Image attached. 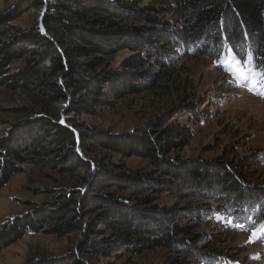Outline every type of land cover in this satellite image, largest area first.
Returning a JSON list of instances; mask_svg holds the SVG:
<instances>
[{"label":"trees","instance_id":"obj_1","mask_svg":"<svg viewBox=\"0 0 264 264\" xmlns=\"http://www.w3.org/2000/svg\"><path fill=\"white\" fill-rule=\"evenodd\" d=\"M8 1L15 2L0 16V88L39 91L50 103L65 102L62 115L79 117L91 111L92 105L112 107L127 96L139 93L150 82L149 77L154 82L189 56H204L218 68L233 71L235 76L251 73L261 80L260 74L264 73V0H177L176 4L149 10L165 18L172 15V20L141 10L125 11L117 2L102 0ZM32 9L41 11L39 25L33 30L16 26L15 21ZM95 14L96 17L88 20ZM74 20L87 23L77 25ZM120 21L137 24L123 27L118 24ZM121 51L131 55L124 63L125 68L108 67V60ZM86 58V62L81 61ZM19 61H25L24 66L14 67ZM100 67L107 70L97 73ZM148 67L151 72L145 70ZM43 76L51 77L52 81H44ZM78 97H88L92 103ZM184 111H187L184 115H197L191 107ZM62 115H37L0 139V193L14 175L23 171L22 166L30 156L47 158L46 165H52L61 174L86 171L91 175L90 192L88 189L69 191L65 195L69 205L102 209L106 229L115 241L129 244L132 252L161 246L185 247L195 257V263L202 264L228 260L216 250L197 256L190 250L191 240H177L184 233L182 227L173 228L168 213L161 215L163 212L159 209L147 206L152 200L133 202L113 194L90 193L109 187L134 193L145 189L155 193L166 191L181 199L194 197L208 201L209 204L201 206H186L188 215L195 212L199 222L207 217L215 219L216 212L224 216L228 214L227 208L232 210L228 218L230 225L239 214L245 219L247 215L251 217V230L264 221V186L250 184L243 174L251 166L250 162L231 169L169 160L173 150L192 140L193 131L187 126L174 122L163 130L145 128L132 134L113 135L108 131L90 132L69 118L59 120ZM99 150L123 159L146 160L166 180L146 181L129 172L113 174L103 165L95 168L86 160V154ZM66 210L37 211L8 219L0 228V252L29 234L43 233L44 224L52 219L63 220ZM243 218L233 226L241 225ZM80 230H83L80 225L66 223L54 233ZM86 232L90 233L91 229L86 228ZM131 239L134 240L128 242ZM93 254L108 255L100 244L88 240L60 260L36 262L92 264L86 257Z\"/></svg>","mask_w":264,"mask_h":264},{"label":"rangeland","instance_id":"obj_2","mask_svg":"<svg viewBox=\"0 0 264 264\" xmlns=\"http://www.w3.org/2000/svg\"><path fill=\"white\" fill-rule=\"evenodd\" d=\"M117 2L125 11L136 13L138 10L148 13L152 8L160 9L176 4L177 0H102ZM15 1L0 0V16L6 14ZM150 10V11H149ZM154 17L164 19L158 12H150ZM41 11L32 9L15 21V25L25 30H33L39 25ZM95 15L88 17L92 20ZM172 20L173 16H166ZM77 25L87 22L73 21ZM123 27H131L135 22H119ZM128 51H121L108 60V67L124 69L125 61L130 57ZM86 59L81 61L86 62ZM19 61L14 67L24 66ZM107 70L100 67L97 73ZM145 70L151 72L148 67ZM153 73V72H152ZM51 82V77H42ZM150 81L140 92L127 96L114 103L112 107H96L79 117L62 115L66 109L65 102L50 103L39 91H11L0 88V139L24 125L23 122L37 115H59L60 119H71L73 124L81 125L90 132H110L113 135L136 133L142 129L163 130L168 125L178 122L193 131V138L188 145L173 150L168 158L180 163H199L203 165L225 166L235 168L243 162H250L244 176L254 186H264V83L255 91L249 88L260 81L251 73H239L218 68L204 56H189L174 65L171 71H165L161 77ZM152 84V85H151ZM261 94H257V93ZM81 101L92 103L88 97H78ZM191 107L197 115H184L185 108ZM157 124V128L152 126ZM167 124V125H166ZM155 136V135H154ZM47 158L28 157L23 171L14 175L0 193V228L10 218L25 217L37 211L55 212L66 208L63 220H50L44 224L43 233L29 234L20 241L0 252V264H37L41 260L55 262L71 252L77 251L82 243L93 240L102 246L108 255L97 254L86 257L92 264H202L195 263L189 251L178 247L166 246L155 249L132 252L130 245L115 241L102 220L103 210L95 206L80 208L71 206L65 195L72 190H89L86 171L61 174L48 163ZM86 160L93 164L106 166L113 174L129 172L146 181L164 182L166 177L158 174L146 160L139 157L123 159L120 155L107 151L88 152ZM44 161V162H42ZM47 162V163H46ZM122 165V166H121ZM124 169H122V167ZM213 168V167H212ZM145 189L134 193L126 189L110 187L91 195L106 196L113 194L116 198L130 201L152 200L148 207H155L162 214L168 213L169 224L182 227L184 233L178 241H190L191 251L199 256L201 253L216 250L223 253L228 262L208 261V264H264V221L251 230L253 220L239 214L230 225L228 214L215 219L207 217L203 222L196 219L195 212L188 215L187 205L201 206L209 204L200 198L181 199L166 191L155 193ZM252 204L250 201L246 202ZM243 206V204H242ZM245 206V204H244ZM248 207V205H246ZM250 210V209H249ZM245 212V211H244ZM248 213V210H246ZM226 216V217H225ZM225 218V219H224ZM227 218V219H226ZM244 219L241 225L235 224ZM210 220H214L211 222ZM66 223L80 225L83 230L56 235L54 230ZM90 228L91 232H86ZM138 238H149L143 237ZM134 239L128 240L131 242ZM194 244V245H193ZM231 261L233 263H231ZM200 262V261H199Z\"/></svg>","mask_w":264,"mask_h":264},{"label":"snow or ice","instance_id":"obj_3","mask_svg":"<svg viewBox=\"0 0 264 264\" xmlns=\"http://www.w3.org/2000/svg\"><path fill=\"white\" fill-rule=\"evenodd\" d=\"M260 76H261V80L256 81V83L253 84V86L249 88V91H255L257 86H259L261 84V81H264V73H261ZM257 94H261V93L258 92Z\"/></svg>","mask_w":264,"mask_h":264}]
</instances>
